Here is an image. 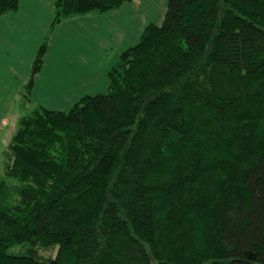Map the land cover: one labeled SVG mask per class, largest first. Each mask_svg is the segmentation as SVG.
<instances>
[{
	"label": "trees",
	"instance_id": "1",
	"mask_svg": "<svg viewBox=\"0 0 264 264\" xmlns=\"http://www.w3.org/2000/svg\"><path fill=\"white\" fill-rule=\"evenodd\" d=\"M134 1L48 9L50 28L107 14L117 53L106 92L18 119L0 264H264V0H166L162 20L123 24Z\"/></svg>",
	"mask_w": 264,
	"mask_h": 264
},
{
	"label": "rangeland",
	"instance_id": "2",
	"mask_svg": "<svg viewBox=\"0 0 264 264\" xmlns=\"http://www.w3.org/2000/svg\"><path fill=\"white\" fill-rule=\"evenodd\" d=\"M54 3L55 0H20L16 11L0 17V176L4 173L2 154L25 111L36 106L66 110L86 94L106 92L104 71L114 62L117 52L109 46L116 39L115 35L110 39L101 34L110 29L111 20L103 14L90 27L86 25L89 22L77 18L50 28L52 14L48 9ZM165 6L166 0H136L112 12L123 18V24L128 20L133 23L130 16L139 10L144 12V18L158 22L163 19ZM142 23L140 20L139 27ZM41 46V66L26 97L25 86ZM11 75L17 79L11 80ZM40 254L52 256L54 252L40 250Z\"/></svg>",
	"mask_w": 264,
	"mask_h": 264
},
{
	"label": "crops",
	"instance_id": "3",
	"mask_svg": "<svg viewBox=\"0 0 264 264\" xmlns=\"http://www.w3.org/2000/svg\"><path fill=\"white\" fill-rule=\"evenodd\" d=\"M132 37H138V34H136L135 32H133V36Z\"/></svg>",
	"mask_w": 264,
	"mask_h": 264
}]
</instances>
